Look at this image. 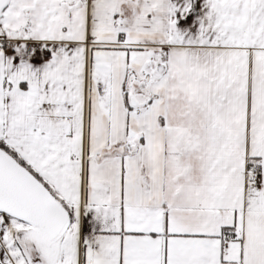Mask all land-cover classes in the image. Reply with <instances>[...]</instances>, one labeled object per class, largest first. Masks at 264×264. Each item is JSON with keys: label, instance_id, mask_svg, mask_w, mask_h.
Listing matches in <instances>:
<instances>
[{"label": "snow or ice", "instance_id": "1", "mask_svg": "<svg viewBox=\"0 0 264 264\" xmlns=\"http://www.w3.org/2000/svg\"><path fill=\"white\" fill-rule=\"evenodd\" d=\"M0 264H264V0H0Z\"/></svg>", "mask_w": 264, "mask_h": 264}]
</instances>
